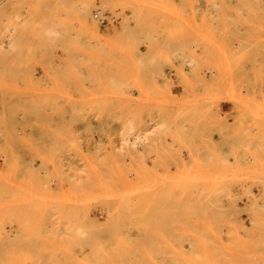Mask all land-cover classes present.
<instances>
[{"label":"rangeland","instance_id":"374dc122","mask_svg":"<svg viewBox=\"0 0 264 264\" xmlns=\"http://www.w3.org/2000/svg\"><path fill=\"white\" fill-rule=\"evenodd\" d=\"M0 4V264H264V0Z\"/></svg>","mask_w":264,"mask_h":264},{"label":"bare ground","instance_id":"6f19581e","mask_svg":"<svg viewBox=\"0 0 264 264\" xmlns=\"http://www.w3.org/2000/svg\"><path fill=\"white\" fill-rule=\"evenodd\" d=\"M1 5V4H0ZM142 139V138H141ZM144 139V138H143Z\"/></svg>","mask_w":264,"mask_h":264}]
</instances>
